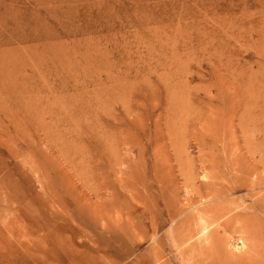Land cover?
<instances>
[{
	"label": "rangeland",
	"instance_id": "rangeland-1",
	"mask_svg": "<svg viewBox=\"0 0 264 264\" xmlns=\"http://www.w3.org/2000/svg\"><path fill=\"white\" fill-rule=\"evenodd\" d=\"M0 264H264V0H0Z\"/></svg>",
	"mask_w": 264,
	"mask_h": 264
},
{
	"label": "bare ground",
	"instance_id": "bare-ground-1",
	"mask_svg": "<svg viewBox=\"0 0 264 264\" xmlns=\"http://www.w3.org/2000/svg\"><path fill=\"white\" fill-rule=\"evenodd\" d=\"M223 100V102H224V99H222ZM220 101V100H219ZM226 103V102H225ZM225 106V105H224ZM227 107V106H226ZM207 109H209V108H207ZM234 113V112H233ZM220 114V113H219ZM233 115V114H232ZM245 116V115H244ZM246 118V117H245ZM230 119H231V121H232V119L235 121H237V119H238V126L239 127H241V128H243V125H244V117H243V115H241L240 117H238L237 119H236V115H233V116H231L230 117ZM226 120V119H225ZM230 121V122H231ZM256 122V121H255ZM226 123V122H225ZM225 126V125H224ZM231 127V126H230ZM256 128V127H255ZM258 132V131H257ZM262 133V132H261ZM258 134V133H257ZM225 136V135H224ZM225 144V143H224ZM220 201V200H219ZM218 204V203H217ZM223 204V203H222ZM222 204H220V206H222ZM212 209H207L208 210V212H210V213H212L213 214V216L215 217H217L216 219H215V221L212 223V224H210V225H207L206 223H205V220H203V218L202 217H200V216H198V221H199V223H198V226H199V230L196 232V233H194L193 234V232L191 233V232H189V233H185V230L181 233V235H179V237H178V239H179V241H177L176 243H174L173 245H174V247L176 248V249H179L178 250V252L180 253V255H182L183 253H186V252H194V251H197V248L202 244V243H204V242H215V243H217L218 244V246L220 245H222V238H221V235H220V238H219V236H218V232H217V226H220L219 225V223H216V222H218V220L220 219V218H223V217H225L228 213H223L224 212V209H223V207H219V205H218V207H215V206H213V207H211ZM226 212H228V211H226ZM230 212V211H229ZM189 214V213H188ZM239 214V213H238ZM241 215V214H240ZM240 219H242V218H237V216H235V217H229L225 222H224V224H223V229H224V227H226L227 228V226L228 225H234V224H236V223H240L242 220H240ZM243 220H246V219H243ZM251 222V221H250ZM182 224H183V227H184V221H182L181 222ZM189 223V222H188ZM216 223V224H215ZM215 224V228L213 229V230H211V229H209V227L210 226H212V225H214ZM241 224H243V221L241 222ZM178 225V224H177ZM231 225V226H232ZM231 226H228V227H231ZM180 227V226H179ZM178 227V228H179ZM238 229V228H237ZM249 233V232H248ZM179 234V233H178ZM220 234V233H219ZM218 236V237H217ZM196 239H198L197 240V243H195V244H197L198 246H194L195 244H191V241L192 240H196ZM198 242H199V244H198ZM217 244H215V245H217ZM205 245V244H204ZM215 247V246H214ZM217 247V246H216ZM222 247V246H221ZM200 249L202 248L201 246L199 247ZM209 249V248H208ZM221 250V249H220ZM224 251H225V249H224ZM202 252H204V251H202ZM199 253H201V252H199ZM227 253H230V252H227ZM227 253H226V251L224 252V253H222V254H224V256H228V255H230V254H228L227 255ZM193 254V253H192ZM232 255V254H231ZM226 258V257H225ZM238 261V260H237Z\"/></svg>",
	"mask_w": 264,
	"mask_h": 264
}]
</instances>
